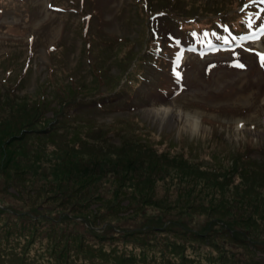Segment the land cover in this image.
<instances>
[{
  "label": "rangeland",
  "instance_id": "obj_1",
  "mask_svg": "<svg viewBox=\"0 0 264 264\" xmlns=\"http://www.w3.org/2000/svg\"><path fill=\"white\" fill-rule=\"evenodd\" d=\"M250 1L261 17L235 32ZM219 21L237 29L214 51L197 29ZM261 55V0H0V264H151L155 250L157 264H264L259 231L198 206L237 166L264 177ZM171 172L194 192L154 180ZM88 180L94 194L57 191Z\"/></svg>",
  "mask_w": 264,
  "mask_h": 264
},
{
  "label": "trees",
  "instance_id": "obj_2",
  "mask_svg": "<svg viewBox=\"0 0 264 264\" xmlns=\"http://www.w3.org/2000/svg\"><path fill=\"white\" fill-rule=\"evenodd\" d=\"M253 6H251L250 4H246L245 7H246V9L251 11ZM258 15H259L258 13L257 14L250 13V17L246 19L248 22V25H252L251 20H255L258 17ZM240 24H241L242 29L246 28L248 26V25L244 24L243 22H240ZM48 101H49L48 98H46L45 100H43V103H50ZM34 111H36V112H34ZM34 111L28 115H33V116H36L40 119L42 118V115H44V112L41 111L39 108L35 109ZM51 112L57 113L56 105L53 107H50L46 111V113H51ZM63 112H64V109L61 111V113H63ZM76 129L78 130V128H76ZM44 133H41V134H44ZM49 137H51V134L49 135ZM84 141L85 140H83V139H77L78 143L84 142ZM74 142L75 141H73V143ZM66 146H71V145L68 143V144H66ZM248 160H249V158H243V157L239 159L241 164H245ZM7 167L8 166H5V168H7ZM244 167H246V166H237V168H236L238 173L241 172L239 177H237L238 180H235V179L227 180L225 185L220 186L219 190H217L216 187H212L211 189H208L206 192V196H209V198L207 199V201H205L207 204H203L201 202H198V206L201 208H203V207L209 208L210 212L216 214V215H208V217L217 218V219H224L225 217H227L228 223L232 226V228H234L236 230V231H232L231 229H229L232 232L241 233V232H243V231H240L241 228H245L246 230L251 229V228L256 229L257 231H259L257 236H254L253 232L246 231V233L252 235L251 236L252 239L257 238V240H259V242H260L264 236V215L263 216H261V215L255 216L254 212L256 211V204L258 205V202L260 200L264 201V197L262 195V194H264V177L258 176L257 179L255 180V177H254V174H256L255 166H247L246 168H244ZM260 167L262 169H264V166H260ZM88 174L89 173L86 171L85 175H88ZM139 175L141 177H139ZM149 176H151V173L148 171L147 167H145L144 172L138 171V173L136 175L135 174L132 175V178L133 179H139V178L141 179L144 177L145 179H147V178H149ZM227 176H228V178L235 177L233 175V173L227 174ZM165 178H167V179L170 178L172 180L174 179L175 181H177L180 184L177 186V187H179V190H178L179 195L188 196L190 193L194 192V190L192 189L191 186L194 187L195 184H196V186H198V184L196 182H192V183H195L193 185L190 184L191 180L187 175L177 174L174 172H171L167 176H163V177H160V175L157 174V176L154 178V180H163ZM88 182L90 185L83 183L81 186H76V185L72 184L71 181H68L66 184H63L66 186V190H62L65 188L61 186V190L58 189L57 191L66 192V193H73V191L74 192L76 191L77 193H84V194H88V195L94 194L93 193L94 191L92 189L93 188L97 189V187L94 185L91 186V181L88 180ZM137 188H138V186H137ZM252 189H255L256 191L254 192V191H252ZM116 193L119 194V193H122V191L120 190ZM150 194L153 195L154 194L153 191ZM140 198H143V197L142 196L137 197L134 195L131 198V201H135V200L140 201L139 200ZM60 199H61V197L57 198L56 201H59ZM164 201L169 205L171 204V202H169V200L168 201L164 200ZM99 202H101V200ZM152 203H153L152 206L157 207L158 202H156L155 200L150 201V202L148 200H143V201L138 203V211H136V212L139 213L140 216L144 217L145 221H147L149 219L153 220L156 218V217H150V215L153 214V212L151 214L143 213L144 208L146 206L152 204ZM166 203L164 205H162V212L163 213L167 209L166 206H168V205H166ZM173 207L178 209V207L175 205L172 206V208ZM192 211L194 213L197 212V210H192ZM220 213L227 215V216L219 215ZM15 215H17V214L15 213ZM29 219H31L30 221L40 222V220H38V221L32 220V217ZM191 219H192V217L186 221H183V222L184 223L189 222V221H191ZM261 220H263V221H261ZM92 225L94 227L98 226L95 224V221L93 222ZM172 228H174V226L170 225L169 229H166V230H171ZM179 229H181V227H178L176 229V231L173 233L176 234ZM168 232H170V231H166L165 233H168ZM181 235H183V234L181 233ZM248 239H249L248 243L254 242L253 240H251V238H248ZM163 249L165 251H169L168 246L164 245ZM165 251H159L161 259H164L165 253H163V252H165ZM155 253H157V250H155L152 254L153 258H152L151 264H157V260L154 256ZM121 259L127 261L124 264H133V261L131 260L130 257L127 256V254H125V257H121Z\"/></svg>",
  "mask_w": 264,
  "mask_h": 264
},
{
  "label": "bare ground",
  "instance_id": "obj_3",
  "mask_svg": "<svg viewBox=\"0 0 264 264\" xmlns=\"http://www.w3.org/2000/svg\"><path fill=\"white\" fill-rule=\"evenodd\" d=\"M154 113H157V114L159 113L161 116H163L167 112L165 110H162V112H160L159 110H156ZM185 117H187V116H185ZM195 121L196 120L192 117H190V119L188 120V122L191 126H196L195 124H197V122H195Z\"/></svg>",
  "mask_w": 264,
  "mask_h": 264
},
{
  "label": "snow or ice",
  "instance_id": "obj_4",
  "mask_svg": "<svg viewBox=\"0 0 264 264\" xmlns=\"http://www.w3.org/2000/svg\"><path fill=\"white\" fill-rule=\"evenodd\" d=\"M262 3H264V0H261ZM261 61L264 63V55H261ZM238 67H243V65H237Z\"/></svg>",
  "mask_w": 264,
  "mask_h": 264
}]
</instances>
